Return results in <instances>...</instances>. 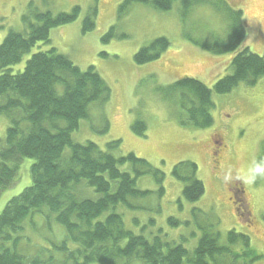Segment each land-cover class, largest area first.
Returning <instances> with one entry per match:
<instances>
[{
	"label": "rangeland",
	"instance_id": "374dc122",
	"mask_svg": "<svg viewBox=\"0 0 264 264\" xmlns=\"http://www.w3.org/2000/svg\"><path fill=\"white\" fill-rule=\"evenodd\" d=\"M31 1L40 10L54 14L70 12L78 6L81 14L75 22L53 28L51 41L38 43L22 63L12 67L13 72L22 71L32 54L52 47L83 70L94 66L111 88V99L103 106L91 105L90 117L81 120L79 129L72 134L74 142L92 141L106 149L107 143L121 140L116 156L134 153L165 173L164 192H160L161 185L154 177L143 175L137 178V187L150 193L132 200L140 208L117 206L126 228L149 238L167 235L191 250L201 237L200 224L213 218L224 239L230 230L248 235L255 255L261 256L253 264H264V179L251 186L241 184L248 189L245 199L220 179L227 167H246L253 159L264 158V77L254 86L242 82L229 93H214V124L204 129L180 124L183 111L170 87L183 77L199 78L213 87L217 80L233 72V54H213L191 40L224 45L229 38L230 11H243L247 37L242 47L264 54V0H211L213 4L195 5L187 14L183 13L181 0L167 11L140 2L124 5L126 0H0V44L10 28L27 31L22 16ZM95 6L96 27L84 33V18ZM111 28L112 39L103 41ZM158 37H167L170 48L158 60L136 63L135 54ZM58 89L63 91L60 86ZM136 120L147 123L145 136L133 131ZM60 124L65 125L62 121ZM9 125V118L0 115L1 138ZM214 134L223 139V146L215 148L218 143L211 140ZM69 154L66 149L65 156ZM186 161L197 164L196 177L206 189L196 202L183 197L184 183L173 175L175 165ZM33 162L24 158L20 163L13 184L0 196V214L13 197L31 184ZM90 190V196L97 198L95 190ZM247 211L252 213L251 223ZM55 217L43 207L27 219L21 241L22 247L31 246L26 252L49 243L48 239L66 236ZM169 217L180 223L170 224Z\"/></svg>",
	"mask_w": 264,
	"mask_h": 264
},
{
	"label": "trees",
	"instance_id": "16d2710c",
	"mask_svg": "<svg viewBox=\"0 0 264 264\" xmlns=\"http://www.w3.org/2000/svg\"><path fill=\"white\" fill-rule=\"evenodd\" d=\"M175 1L126 0L124 5L140 2L167 11ZM181 3L185 14L195 5L213 4L211 0ZM233 13H229V38L224 45L191 39L213 54H233V72L213 87L193 77L180 78L170 86L183 111L179 121L183 126L211 127L214 93H229L242 82L254 86L264 77V54L242 47L247 26L241 9ZM80 14L78 6L54 14L40 10L31 1L22 16L27 31L10 28L0 44V99L4 100L0 101V115L10 120L5 137H0V196L13 184L22 160H34L31 184L0 214V264H253L261 256L255 255L250 237L230 230L224 239L213 218L200 224L201 237L191 250L167 235L149 238L126 228L117 206L140 208L132 200L150 193L137 187V178L143 175L154 177L164 192L165 173L134 153L116 156L121 140L107 143L106 149L92 141L74 142L72 134L81 120L90 117L91 105L103 106L111 98V88L94 66L83 70L52 47L32 54L22 71L13 72L12 67L22 63L38 43L51 41L53 28L75 22ZM97 14L98 7H92L84 18V33L95 29ZM113 32L111 28L103 41H110ZM170 46L167 37H158L135 54V61L145 64L158 60ZM132 129L145 136L148 126L136 120ZM66 149L70 150L67 156ZM197 169L191 161L180 162L173 169V175L184 183L183 197L190 202L200 200L206 191L196 177ZM91 188L97 198L90 196ZM43 207L56 215L66 236L48 239L49 243L28 253L26 248L31 246H21L24 223ZM169 223L178 225L180 221L169 217Z\"/></svg>",
	"mask_w": 264,
	"mask_h": 264
},
{
	"label": "clouds",
	"instance_id": "9594fccd",
	"mask_svg": "<svg viewBox=\"0 0 264 264\" xmlns=\"http://www.w3.org/2000/svg\"><path fill=\"white\" fill-rule=\"evenodd\" d=\"M220 179L226 187L234 183L254 185L264 179V158L253 159L246 167H227L222 170Z\"/></svg>",
	"mask_w": 264,
	"mask_h": 264
},
{
	"label": "flooded vegetation",
	"instance_id": "af4514ba",
	"mask_svg": "<svg viewBox=\"0 0 264 264\" xmlns=\"http://www.w3.org/2000/svg\"><path fill=\"white\" fill-rule=\"evenodd\" d=\"M219 138V141H218V139H216V138ZM212 142H214V143H218V145H215L214 143H212V144H214V146L217 148L219 145H221V146H223L224 145V142H223V139L222 138H220V136H218L217 134H214L213 136H212ZM229 190H233V191H235V192H237V194H241V197L243 198V199H245V195H246V191L248 190H246L245 189V187H243L240 183H239V185L237 184V183H234V187H231V186H229V188H228ZM243 199H242V203H243ZM248 212V222H250L251 223V218H250V216L252 215V213L250 212V211H247Z\"/></svg>",
	"mask_w": 264,
	"mask_h": 264
}]
</instances>
